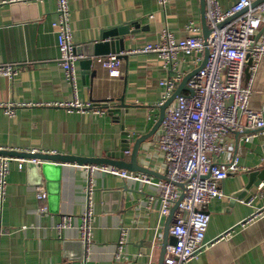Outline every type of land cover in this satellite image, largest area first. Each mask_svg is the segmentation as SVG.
Instances as JSON below:
<instances>
[{"label":"crops","instance_id":"0c3cea01","mask_svg":"<svg viewBox=\"0 0 264 264\" xmlns=\"http://www.w3.org/2000/svg\"><path fill=\"white\" fill-rule=\"evenodd\" d=\"M206 1L169 0L162 5L159 0H69L75 47L100 42L106 30L139 24L124 37V49L112 53L125 56L119 57V74L111 75L97 59L110 54L93 58L96 71L87 91L81 66L87 57L82 55L76 64L75 84L61 64L54 25L57 0H0V150L103 158L119 150L125 138L131 139L132 149L135 140L158 123L165 90L160 82L172 74L157 54L135 51L161 42L165 32L184 39L192 34L190 26L204 36ZM217 1L227 10L239 0ZM192 59L179 55L177 90L202 64ZM251 63L252 58L244 67L243 84L250 79ZM4 66L16 72L4 74ZM252 87L250 108L259 110L264 105V57ZM181 92H189L187 83ZM121 98L130 107L117 121L106 107ZM159 129L137 155V164L149 172L121 169L164 178V156L156 149ZM227 145L223 157L237 155L245 169L220 183L226 198L209 207V246L187 264H264V179L250 201L232 197L248 183L250 173L264 172V130L248 139L233 133ZM0 157L14 158L0 210V264H160L172 237L169 215L161 212L154 186L76 163H50L44 174L41 167L28 168V162L38 164L36 160ZM131 158L130 151L123 160L130 163ZM20 159H26L22 166ZM41 189L47 198L39 197ZM90 202L91 239L86 242L81 224ZM64 216H71L72 224L59 229Z\"/></svg>","mask_w":264,"mask_h":264},{"label":"built area","instance_id":"2783aa9c","mask_svg":"<svg viewBox=\"0 0 264 264\" xmlns=\"http://www.w3.org/2000/svg\"><path fill=\"white\" fill-rule=\"evenodd\" d=\"M168 1L159 0L162 5ZM253 1L239 0L224 10L217 0H207L205 21L209 33L206 39L198 33V28L190 26L192 34L184 39L177 40L171 33L165 32L161 42L146 44L135 51L157 54L172 73L168 80L160 82L165 87L160 106L177 90L181 78L179 55L184 53L193 57V63H202L187 81L192 93L176 96L165 109L156 138V149L165 160L163 179L156 180L149 173L130 172L114 166L87 165L90 171L99 169L154 186L162 202L161 212L167 216L177 204L169 226L175 243L166 245L161 264H187L209 246L205 240L210 221L209 207L215 200L226 198L220 183L230 173L245 169L240 166L237 155L230 159L223 157L228 150V139L233 133L243 134L248 139L264 130V105L259 110L250 108L253 81L264 57V2L251 7ZM57 14L58 20L54 25L61 64L67 78L75 84L76 64L83 57L75 50L69 0H57ZM250 58V79L243 84V70ZM97 59L111 75L119 74V55L110 54ZM1 72L10 75L16 72V68L4 66ZM91 106L89 103L88 107ZM101 108L98 110L105 111ZM12 160V157H0V210L7 197V176ZM25 161L20 159V166ZM47 196L48 193L41 189L39 197L45 199ZM41 210L48 208L42 206ZM91 220L90 202L81 224L82 238L86 242L91 239ZM71 224L72 217L64 216L59 229ZM124 236L123 231L118 256H121ZM152 257L156 259L158 253Z\"/></svg>","mask_w":264,"mask_h":264},{"label":"water","instance_id":"95a60500","mask_svg":"<svg viewBox=\"0 0 264 264\" xmlns=\"http://www.w3.org/2000/svg\"><path fill=\"white\" fill-rule=\"evenodd\" d=\"M264 2V0H254L251 4V7H255L259 5L260 3ZM204 26V37L205 39L208 36L209 30L206 25L205 21ZM139 29L138 23L128 24L124 26H120L117 28H112L109 30H106L103 35L100 42L97 43H90L85 44L82 46H78L75 48L76 53L86 56L87 58L85 60L81 61V66L83 70L84 75V83L86 85V90H89V86L91 84V79L95 76L94 68H92V64L94 63V59L96 57L105 56L112 53H117L119 50L124 49V40L127 35L135 33ZM118 46H117V44ZM207 55V52H206ZM121 58H125V56H119ZM198 69V68H197ZM197 69L193 71L189 76H187L184 79V82L180 86V88L172 95L171 98L167 100V102L161 106V117L158 121V123L155 125L153 130L141 138H138L135 140L134 145L131 149V139L125 138L122 141V144L119 148V150L114 152H109L106 157L103 158H86L82 156H73V155H61V154H45V153H28V152H16V151H10V150H0L1 155H9V156H18L27 158L30 161L36 160L38 161V164H35L33 162H28L27 166L32 171L35 170V168L42 169V172L45 174L46 168H48L49 165H53L50 163H76L79 165H88V164H96V165H107V166H114L118 168H127L131 171H143L144 168L139 166L137 164V155L140 149L141 144L149 137H151L157 128L160 126L165 109L170 105V103L175 99L176 96L182 94L181 89L184 87L185 83L192 77L193 74L197 72ZM188 88V87H187ZM87 90V91H88ZM189 90V88H188ZM189 92L192 93L191 90ZM130 107V105L125 104L123 98L119 100V102L111 101V107L109 108V113L115 118V120H121L124 116L127 109ZM120 113V116H114V113ZM125 135H128V132L124 133ZM131 151L132 158L130 163L125 162L124 156L125 153H129ZM58 167V166H57ZM59 168V167H58ZM146 171V170H144ZM149 172V171H146ZM264 179V172L255 171L250 173L249 175V181L248 183L239 191L235 192L233 194V199L241 200L243 199L245 202L250 201L256 194L257 189L262 184V181ZM247 197V198H246ZM246 198V199H245ZM177 204L172 208V211L169 215V223L173 218L174 212L176 210ZM172 237V243H175V238ZM164 256H162L160 264L163 261Z\"/></svg>","mask_w":264,"mask_h":264}]
</instances>
